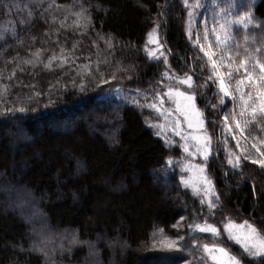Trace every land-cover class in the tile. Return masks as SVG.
<instances>
[{"label": "trees", "instance_id": "trees-1", "mask_svg": "<svg viewBox=\"0 0 264 264\" xmlns=\"http://www.w3.org/2000/svg\"><path fill=\"white\" fill-rule=\"evenodd\" d=\"M166 74L191 78L212 138L207 202L155 125ZM230 222L264 240V0H0V264H199V241L264 264Z\"/></svg>", "mask_w": 264, "mask_h": 264}, {"label": "rangeland", "instance_id": "rangeland-1", "mask_svg": "<svg viewBox=\"0 0 264 264\" xmlns=\"http://www.w3.org/2000/svg\"><path fill=\"white\" fill-rule=\"evenodd\" d=\"M206 6L207 3H205V7ZM225 31L227 32V38L231 33V29L225 27ZM215 35L220 41H224V38H220L219 31H217ZM150 53L153 58L164 56L163 48L156 38H152L150 42ZM165 77L166 79H170V83H173L172 85L169 83V88L166 90L168 103L154 108L160 117L159 121H157L155 125L159 126L158 128L161 130V134L165 136L164 139L169 141V143L173 142L174 137L179 138L176 140L179 142L183 153L182 168L185 173V176L183 177L184 187H187L190 190L196 201L207 202L212 193V181L206 172L204 160H206L212 153V138L209 137L208 131L205 128V118H203L202 109L196 104V99L194 98L196 94L192 91L194 87H192L193 84L191 78L189 76H170L167 74ZM222 81L223 84L220 83L219 80L220 92L227 99H229L230 94L223 79ZM98 108L99 106L94 104L91 109L94 110ZM91 109L89 110L93 112ZM62 124L63 128H70L69 119L64 121ZM56 130H62V128L60 129L57 127ZM26 206L27 204L23 207L14 205L12 206V209H21L22 211L19 212V216L23 220H28L25 217V211L28 209ZM30 221L36 222L39 221V218L35 216L30 218ZM228 224L229 223L226 224V231L229 238L233 242L237 243L242 250L248 252L249 254L254 251H256V254L264 252V240L253 227L233 222H230L229 225ZM208 225L209 223L204 220L202 223L197 224L195 230L193 231L208 230L216 233V230ZM53 238L67 239L65 234L60 236L47 230V239L45 240H51ZM71 238L74 250L70 251L68 255L74 259V253L77 251L76 248L81 247L82 244L78 243L74 237ZM165 239L166 248H177L175 241L170 238ZM187 239L188 238L186 236V240ZM158 242H161V240L157 238V245H159ZM193 245L195 246L196 242H194ZM197 245L199 246V253L201 255V262H197L199 264H241V261L230 253V251L228 252L222 246H218L220 245L218 242L209 243L206 241H199ZM190 259L191 262L195 264L196 258L190 257ZM160 264H164V262Z\"/></svg>", "mask_w": 264, "mask_h": 264}, {"label": "water", "instance_id": "water-1", "mask_svg": "<svg viewBox=\"0 0 264 264\" xmlns=\"http://www.w3.org/2000/svg\"><path fill=\"white\" fill-rule=\"evenodd\" d=\"M220 83H222V84H223V81H222V80H220Z\"/></svg>", "mask_w": 264, "mask_h": 264}]
</instances>
